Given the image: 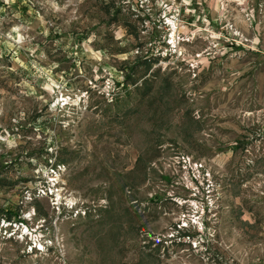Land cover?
<instances>
[{
    "label": "rangeland",
    "instance_id": "1",
    "mask_svg": "<svg viewBox=\"0 0 264 264\" xmlns=\"http://www.w3.org/2000/svg\"><path fill=\"white\" fill-rule=\"evenodd\" d=\"M0 264H264V0H0Z\"/></svg>",
    "mask_w": 264,
    "mask_h": 264
},
{
    "label": "built area",
    "instance_id": "2",
    "mask_svg": "<svg viewBox=\"0 0 264 264\" xmlns=\"http://www.w3.org/2000/svg\"><path fill=\"white\" fill-rule=\"evenodd\" d=\"M0 34H1V27H0Z\"/></svg>",
    "mask_w": 264,
    "mask_h": 264
}]
</instances>
